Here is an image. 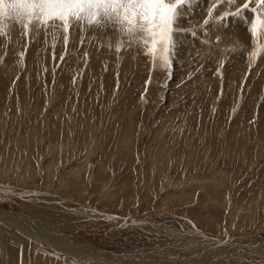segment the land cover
Instances as JSON below:
<instances>
[{
    "label": "rangeland",
    "instance_id": "1",
    "mask_svg": "<svg viewBox=\"0 0 264 264\" xmlns=\"http://www.w3.org/2000/svg\"><path fill=\"white\" fill-rule=\"evenodd\" d=\"M242 3L181 6L167 68L119 24L0 21V264L264 247V26L216 22ZM237 251L197 264H264Z\"/></svg>",
    "mask_w": 264,
    "mask_h": 264
},
{
    "label": "snow or ice",
    "instance_id": "2",
    "mask_svg": "<svg viewBox=\"0 0 264 264\" xmlns=\"http://www.w3.org/2000/svg\"><path fill=\"white\" fill-rule=\"evenodd\" d=\"M188 2L174 0L169 5L166 0H0V21L8 17L26 29L29 25L44 29L51 26L63 28L66 33L83 22L101 27L106 23L119 24L129 33H143L145 55L167 68L175 52L173 34L180 30L176 27L178 9ZM249 7L256 13V20L250 25L255 35L257 27L264 26V0H243L239 10L222 15L216 22L226 20L228 15H239Z\"/></svg>",
    "mask_w": 264,
    "mask_h": 264
},
{
    "label": "bare ground",
    "instance_id": "3",
    "mask_svg": "<svg viewBox=\"0 0 264 264\" xmlns=\"http://www.w3.org/2000/svg\"><path fill=\"white\" fill-rule=\"evenodd\" d=\"M20 217H22V215H20V213H19V215H17L16 213L14 214V213H12V212H2V211H0V221L2 222L4 219V221H6V220H12L13 221V218H14V220L16 219V220H18V219H20ZM26 218V217H25ZM27 219V218H26ZM15 220V221H16ZM6 222H8V221H6ZM9 223V222H8ZM35 223V222H34ZM23 224V223H22ZM37 224H38V222H37ZM39 225H40V223H39ZM42 226V225H41ZM23 227V226H22ZM26 227V226H25ZM21 228V227H20ZM24 229V228H23ZM37 229V228H36ZM27 230V229H26ZM30 230H31V228H30ZM23 231V230H22ZM25 231V230H24ZM58 231V230H57ZM26 233H27V231H25ZM38 234V233H37ZM36 234V236H37V238H38V235ZM46 236V235H45ZM55 236V235H54ZM29 237H30V235H29ZM42 238L41 239H43V236H41ZM47 237V236H46ZM45 238V237H44ZM46 239V238H45ZM47 240V239H46ZM57 241H59V240H57ZM48 242H50L49 240H48ZM59 242H61L64 246H66V245H70V246H73L72 245V242H70L69 240H63L62 239V241H59ZM50 244H51V242H50ZM220 245V244H219ZM227 245H229V244H227ZM54 246L55 247H57V245L56 244H54ZM75 246V245H74ZM214 246V245H213ZM225 247V246H224ZM223 247V248H224ZM57 249H59V250H61V251H63L61 248H59V247H57ZM89 249H92V248H89ZM226 250V249H225ZM237 250H241V251H244L245 253L247 252V253H258V254H260V255H262V256H264V247H258V249H255L254 247H251V248H247V249H245V247H240V246H230V249H229V251H223V249H221V247L219 246L218 247V245L217 246H215V248L213 249V250H211L209 253H208V251L206 252L205 250H204V252H205V254H204V256H199V257H191L192 258V261H191V259L189 258V260H187L185 263H190V262H192V264L193 263H195V264H197L198 262H202L203 260H205V259H210L211 257H213V254H218V256H220L221 254L220 253H238L239 255H243L242 253L243 252H238ZM91 251H93V252H95L93 249L91 250ZM92 252V253H93ZM219 252V253H218ZM67 253V252H66ZM68 254V253H67ZM139 255V254H138ZM166 255H168V254H166ZM198 255V254H197ZM140 256V255H139ZM165 256V255H164ZM169 256V255H168ZM244 256V255H243ZM100 257H102L104 260H106L107 261V259L108 260H112L113 258H115L114 256L112 257V256H110V255H102V256H100ZM144 257V256H143ZM167 257V256H166ZM201 257V258H200ZM77 258V257H76ZM97 258H98V256H97ZM120 258H122V259H124L123 260V262L126 260V259H128V261H130V260H132V263L133 264H140V263H135V261H141V259H143V258H141L140 260H138V259H134V257H120ZM146 258V260H144V262H142L143 264H158L159 262H161V261H156V257L155 258H153V257H145ZM170 258V257H169ZM94 259H95V257H94ZM168 259V258H167ZM127 261V262H128ZM183 261H184V259H180V258H172L171 260H168V261H166L165 260V262H163V264H183ZM105 263V262H104Z\"/></svg>",
    "mask_w": 264,
    "mask_h": 264
}]
</instances>
